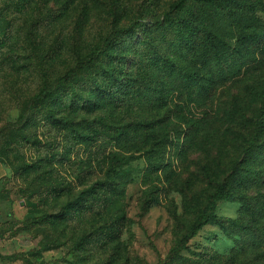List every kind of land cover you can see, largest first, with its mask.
Here are the masks:
<instances>
[{
  "label": "rangeland",
  "instance_id": "374dc122",
  "mask_svg": "<svg viewBox=\"0 0 264 264\" xmlns=\"http://www.w3.org/2000/svg\"><path fill=\"white\" fill-rule=\"evenodd\" d=\"M5 1L0 0V10ZM175 1L30 0L13 17L10 14L0 20V130L19 124V117L44 79L52 82L63 76L89 59L118 28L131 26L134 41L128 44L124 40L121 49L126 63L123 78H135L140 94L128 101L126 87L121 90L123 101L114 108L89 112L83 109L81 99L70 107L68 95L64 105L57 108L58 117L72 120L81 133L98 119L155 120L161 133L175 137L168 143L163 170L147 179V184L138 176L128 179L123 195L126 217L118 244L103 247L100 240L85 247L76 242L91 231L92 223H101L102 218L114 213L103 214L98 221L92 216L58 226L36 225L33 220L57 212L62 204L102 178L106 155L115 148L114 143L75 141L68 133L45 126L43 112L21 131L41 139L43 148L1 138L7 164L0 162L4 167L0 178V264H157L167 256L173 234L179 230L168 209L185 220L191 218L189 199L205 197L214 189L202 166L209 165L215 171L214 179L221 181L229 160L239 155L242 132L239 134V123L232 124L228 118L232 103L238 100L247 122H258L264 112L256 91L264 87V0H187L186 7L172 16L197 23L198 32L189 48L174 44L177 30L165 27L163 13ZM205 29L224 41L220 54L208 55ZM243 33L257 35L241 46L238 41ZM153 53L156 65L148 59ZM98 65L94 69L100 72ZM104 65L110 69L114 61L106 60ZM90 77L91 73L83 72L75 82ZM81 89L77 98L88 93ZM23 163L28 167L16 170ZM36 164L39 170L34 168ZM31 168L34 170L26 172ZM142 170L140 166L133 175ZM56 182L65 185L60 198L48 187ZM246 193L248 197H264V176ZM145 199L154 200L143 212ZM239 208L237 202L220 200L215 212L234 219ZM234 245L218 226L207 224L182 253L191 256L190 252L208 247L226 254Z\"/></svg>",
  "mask_w": 264,
  "mask_h": 264
},
{
  "label": "trees",
  "instance_id": "16d2710c",
  "mask_svg": "<svg viewBox=\"0 0 264 264\" xmlns=\"http://www.w3.org/2000/svg\"><path fill=\"white\" fill-rule=\"evenodd\" d=\"M29 2L30 0H6L4 7L0 10V20L10 14L13 17ZM186 2L187 0H177L172 3L170 10L163 13V20L166 22L165 27L177 30L173 43L189 48L198 32L197 23L188 17L173 18L172 16L173 12L184 9ZM9 20L11 21V18ZM204 34L208 55L220 54L225 45L224 41L208 29L204 30ZM251 34H242L238 41L241 46L251 36L257 35L256 33ZM133 35V27H120L111 37L105 39L104 44L97 46L89 59L81 61L78 66L52 82L44 79L42 86L19 117V124H9L8 127L0 130V162L3 164L5 163L3 158L7 155V152H2L3 147H1V138L4 136L17 143L23 142L38 148L44 147L45 143L41 139L31 138L21 132L32 124L41 112H43L41 120L45 126L47 125L57 133H68L75 141L85 143L91 140H107L114 143L115 148L106 155L107 168L102 178L62 204L57 212L45 213L33 220L36 225L58 226L68 224L75 219H86L93 216L97 217L98 221L103 214H116L102 218L101 223L94 221L96 223L90 225L91 231L76 242L79 247H85L90 242L99 240L102 247L113 242L118 244L120 230L121 228L123 230L126 217L123 195L128 179L134 180L138 176L142 183L147 184V179H150L154 173L158 174L159 170H163L166 164L168 143H172L175 138L161 133L159 124L155 120L103 122L102 119H98L96 123L87 124L89 127L86 132L81 133L75 128L72 120L58 117L57 108L64 105L68 95H70V107L81 99L83 109L89 112L114 108L117 103L123 101L121 90L126 87H128V101L140 94L135 78L129 76L128 80L123 78L126 63L122 61L124 53L121 49L124 42L126 43L124 40H127L128 44L133 43ZM133 50L138 49L133 48ZM148 59L154 65L157 64L155 53L150 54ZM106 60L114 61L112 68L105 67ZM96 63H99L97 69L100 72L94 69ZM83 72L91 73L88 81L75 82ZM147 76H150L149 71ZM69 83L71 87H68ZM82 86H86L87 89H81ZM80 89L88 93H83V96L77 98V91ZM256 91L264 104V87ZM238 107L239 102L235 100L232 103V112L228 113V118L232 124L239 123V134L242 132L238 147L239 155L229 160L221 181L214 179L215 171L209 165L202 166L203 175L209 181H213L214 189L207 192L205 197L189 199L188 203L191 205L186 206L191 208L187 210L193 214L191 218L185 220L184 216L177 215L174 210L168 209L170 216L179 225V230L173 234V243L167 256L157 264H264V197H248L246 193L249 186L257 183L264 176V112L258 122H247L245 115L239 111ZM191 139H193L192 136ZM183 149L181 145L180 154L183 153ZM43 161L47 164L50 162L45 159ZM36 165L34 168L39 170L40 165ZM26 166L28 167V164H20L16 170L26 169ZM140 166L143 169L142 173L134 176L133 173ZM48 187L55 196L59 197L65 185L62 182H56L55 185ZM149 200L143 201V212L148 210L154 199ZM220 200L239 203L238 216L234 219L218 216L215 209ZM207 224L218 226L226 237L234 240V247L226 254L217 253L208 247H200V250L190 252L191 256L183 254L184 250H188L189 241Z\"/></svg>",
  "mask_w": 264,
  "mask_h": 264
},
{
  "label": "crops",
  "instance_id": "0c3cea01",
  "mask_svg": "<svg viewBox=\"0 0 264 264\" xmlns=\"http://www.w3.org/2000/svg\"><path fill=\"white\" fill-rule=\"evenodd\" d=\"M4 175V167L0 163V178Z\"/></svg>",
  "mask_w": 264,
  "mask_h": 264
}]
</instances>
